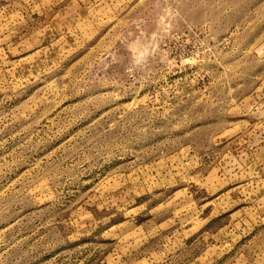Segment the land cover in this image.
<instances>
[{
  "label": "rangeland",
  "instance_id": "obj_1",
  "mask_svg": "<svg viewBox=\"0 0 264 264\" xmlns=\"http://www.w3.org/2000/svg\"><path fill=\"white\" fill-rule=\"evenodd\" d=\"M0 264H264V0H0Z\"/></svg>",
  "mask_w": 264,
  "mask_h": 264
}]
</instances>
